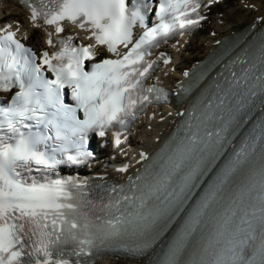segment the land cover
<instances>
[{
	"label": "snow or ice",
	"instance_id": "snow-or-ice-1",
	"mask_svg": "<svg viewBox=\"0 0 264 264\" xmlns=\"http://www.w3.org/2000/svg\"><path fill=\"white\" fill-rule=\"evenodd\" d=\"M23 2L51 51L0 29V92L9 94L0 100V264H93L106 253L134 264H264V17L216 40L170 93L146 83L159 60L169 63L150 50L202 28L220 0ZM62 22L94 44L62 35ZM160 104L179 109L174 126L138 153L134 171L111 166L123 180L62 174L90 165L93 137L105 148L110 132L115 150Z\"/></svg>",
	"mask_w": 264,
	"mask_h": 264
},
{
	"label": "bare ground",
	"instance_id": "bare-ground-1",
	"mask_svg": "<svg viewBox=\"0 0 264 264\" xmlns=\"http://www.w3.org/2000/svg\"><path fill=\"white\" fill-rule=\"evenodd\" d=\"M230 2L226 0L219 5H217V10L212 12V16H217L222 13V16L218 19H224L225 23L221 26L212 18V24H204V26L197 30L191 37H189L190 42L186 45L185 50L182 55L177 53L175 61L163 68L160 71V81L168 86H173L178 78L181 77L184 68H189L192 61L198 60L203 57L206 53L214 48L215 41L223 35H227L231 32H236L245 25L249 24L252 20L256 21L257 17H264V0H237L234 4L231 2L226 8L222 5ZM244 3H251L254 8H246L243 6ZM4 9L9 14H15L18 18L10 20L14 23L15 27H19V34L27 39L33 46L39 47L45 45L46 34L44 27L41 25L39 27H33L32 22L29 19V15L21 8V6L13 0H0V17H5ZM210 24V23H209ZM65 29L69 30L71 34L80 35V31L73 26H66ZM51 31L52 29H48ZM215 31L216 35L213 36L212 32ZM85 37V34L82 35ZM33 37L35 38L34 40ZM195 40V42H193ZM180 59V61H177ZM179 109L173 106H165L163 108H156V116L151 119H146L140 127V133L142 141H137L136 139L131 140V144L138 150L148 151L150 144H157L163 136L169 131L170 127L173 125L174 120L177 118L176 112ZM171 112V116L168 113ZM163 117V120L161 119ZM106 161H108L107 156ZM118 176V175H116ZM108 257L103 260H99L96 264H134L130 260H121L114 258L115 260H110Z\"/></svg>",
	"mask_w": 264,
	"mask_h": 264
},
{
	"label": "rangeland",
	"instance_id": "rangeland-1",
	"mask_svg": "<svg viewBox=\"0 0 264 264\" xmlns=\"http://www.w3.org/2000/svg\"><path fill=\"white\" fill-rule=\"evenodd\" d=\"M231 2H232V0H231ZM236 2H237V1H236ZM236 2H232V3L235 4ZM232 3H231V4H232ZM216 9H217V8H216ZM216 9H214V10H216ZM209 23H210V22H208V24H209ZM112 259H113V258H111L110 260H112ZM113 260H115V259H113ZM113 260H112V261H113ZM122 260H124V259H122Z\"/></svg>",
	"mask_w": 264,
	"mask_h": 264
}]
</instances>
